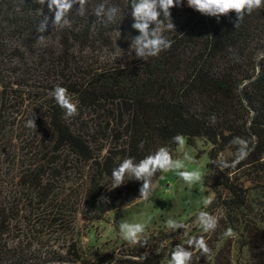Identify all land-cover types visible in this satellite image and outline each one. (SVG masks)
Instances as JSON below:
<instances>
[{"label":"trees","instance_id":"trees-1","mask_svg":"<svg viewBox=\"0 0 264 264\" xmlns=\"http://www.w3.org/2000/svg\"><path fill=\"white\" fill-rule=\"evenodd\" d=\"M100 4L117 10L111 21L95 15ZM128 4L87 0L82 13L75 5L69 23L53 28L47 2L0 0V264H168L178 244L192 251L191 264H264V7L236 29L235 13L217 20L184 0L171 9L176 32H164L171 48L143 61L130 51L139 33ZM43 16L49 23L40 33ZM57 85L78 115L66 118L51 98ZM32 119L36 128L27 126ZM178 134L205 147L202 182L212 201L198 214H222L208 212L216 229L192 237L203 236L210 255L188 247L185 229H161L87 260L74 245L64 254L45 249L46 232L71 234L77 217L90 225L135 203L142 182L126 178L112 189L113 168L162 146L174 158ZM234 137L250 149L235 166ZM221 163L228 164L223 171ZM6 170L14 172L15 194L5 190Z\"/></svg>","mask_w":264,"mask_h":264},{"label":"clouds","instance_id":"clouds-1","mask_svg":"<svg viewBox=\"0 0 264 264\" xmlns=\"http://www.w3.org/2000/svg\"><path fill=\"white\" fill-rule=\"evenodd\" d=\"M39 5H45L49 12L54 13L53 28L63 27L69 21L67 16L75 5H79L78 14L82 13L87 0H36ZM184 0H129L128 6L131 8V16L134 23L132 28L139 35L131 38L130 51L135 53L137 59L146 61L148 58L158 57L161 52L171 48L172 41L168 39L164 32L175 31V25L171 19V9L182 6ZM187 6L201 15L215 17L219 20L222 16L235 13V28H239L245 15H251L253 11L264 7V0H187ZM115 8H107L104 4L97 6L95 15L105 16L111 21L115 14ZM42 14V10L39 11ZM161 16L163 19H161ZM49 23V17L43 16L37 31L44 33ZM43 35L38 40H43ZM49 95L65 111V117L78 115L76 104L72 100L71 94L64 87L57 85L50 91ZM214 120V117L212 118ZM27 126L36 128L34 119L27 121ZM172 142L179 147H184L186 138L176 135ZM230 145L237 146V158L233 166L246 159L249 153V143L244 138L234 137ZM138 148L143 150L144 141H141ZM193 158L187 151L183 154V159H174L171 150L167 146L159 147L154 153L145 156L138 162L133 157H127L111 173L112 189L124 185L127 178L129 181L135 180L142 182L139 189V200L148 201L155 190L154 178L157 173L177 172L179 177L190 187L201 182L202 173L198 170L188 171L185 169V160L191 161ZM219 169L223 171L228 167L227 163H221ZM197 222L203 232L214 231L217 227V219L207 211H201L197 216ZM169 230H187V225L176 220L166 221ZM119 233L125 241L136 244L141 242L142 234L145 232V225L141 223H130L126 219H121L118 224ZM232 235V229H227L225 237ZM188 247L199 250L204 256L211 254V249L203 236L192 237L188 241ZM193 253L183 244L176 245L170 254L168 264H191Z\"/></svg>","mask_w":264,"mask_h":264},{"label":"rangeland","instance_id":"rangeland-1","mask_svg":"<svg viewBox=\"0 0 264 264\" xmlns=\"http://www.w3.org/2000/svg\"><path fill=\"white\" fill-rule=\"evenodd\" d=\"M20 144V142L13 144L14 147L10 150L8 160L19 153ZM185 151L193 159L184 161L186 166L184 170H198L203 177L207 158L205 153L200 154L205 151L202 142L197 141L195 146H189L186 143L184 147L177 146L174 159H183ZM6 172L5 190L11 192V185L15 182L12 179L14 172L9 171V174L8 170ZM244 186L245 189L250 188L249 194L253 196L252 188L254 186L252 183L246 182ZM11 194L15 193L11 192ZM211 201L212 193L203 185L202 181L190 187L179 177L177 172L164 173L156 181L155 190L148 201L138 199L132 205L118 212L107 213L102 220L93 222L90 225L83 224L80 217H77L71 234L61 235L46 232L44 238H42V244L46 250L61 254L67 253L74 245L82 258L92 259V255H103L115 248L116 250H122L131 244L122 239L119 233L118 224L121 219H126L130 223L145 225L143 237L149 233H160L161 229L162 231H169L166 226V221L169 219L174 218L185 224L186 221L196 216L201 208H209ZM31 210L35 211L33 208ZM212 210L207 212L210 213ZM213 211L216 217L222 214L221 211ZM193 219H195L193 222L188 223L190 227L187 229L188 238L204 233L197 222V218ZM21 228L23 232L27 231L25 223L21 224ZM21 237L22 234L19 238L21 239Z\"/></svg>","mask_w":264,"mask_h":264}]
</instances>
